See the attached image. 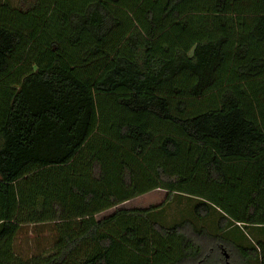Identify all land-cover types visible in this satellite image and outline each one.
Instances as JSON below:
<instances>
[{
    "label": "trees",
    "instance_id": "16d2710c",
    "mask_svg": "<svg viewBox=\"0 0 264 264\" xmlns=\"http://www.w3.org/2000/svg\"><path fill=\"white\" fill-rule=\"evenodd\" d=\"M182 200L195 221L153 218ZM250 227L264 0L0 3V264H264Z\"/></svg>",
    "mask_w": 264,
    "mask_h": 264
},
{
    "label": "rangeland",
    "instance_id": "374dc122",
    "mask_svg": "<svg viewBox=\"0 0 264 264\" xmlns=\"http://www.w3.org/2000/svg\"><path fill=\"white\" fill-rule=\"evenodd\" d=\"M20 0H0V3H9L12 7H17ZM166 193L163 191H154L147 195H144L142 197H139L136 200L130 201L128 203H125L124 205H121L117 209H112L106 213H103L97 217L98 220H101L103 218H106L108 216H111L115 213L116 210L121 209H149L154 206H160L165 201ZM157 217L154 215V219L160 221L165 226H173L175 224L180 223L183 220H192L195 221V216L193 211L191 210V204L188 203L186 200L181 201L180 204H178V201L176 203H173L172 205L167 206L163 210L160 211V213L156 214ZM198 221V220H197ZM196 221V222H197ZM195 222V223H196ZM200 223V227H202V222ZM205 223V222H203ZM206 227L210 230L211 234H220L218 231V226L215 224L214 220H208L206 221ZM231 235L232 237H235V240L240 243L245 244H251L257 243L256 239V232L255 229H247V230H240V228H233L231 229ZM250 240V241H249ZM264 240V239H263ZM217 246V244H213V247ZM234 252H236V248H234ZM258 264V263H255Z\"/></svg>",
    "mask_w": 264,
    "mask_h": 264
},
{
    "label": "crops",
    "instance_id": "0c3cea01",
    "mask_svg": "<svg viewBox=\"0 0 264 264\" xmlns=\"http://www.w3.org/2000/svg\"><path fill=\"white\" fill-rule=\"evenodd\" d=\"M161 191V190H160ZM163 192H165V191H163ZM166 193V192H165ZM149 194V193H148ZM147 195V194H146ZM166 195H167V193H166ZM142 197V196H141ZM138 199V198H137ZM136 200V199H135ZM182 201H185V200H182ZM187 201V200H186ZM188 202V201H187ZM188 203H190V202H188ZM190 204H192V203H190ZM106 213V212H105ZM248 229H255V230H257V232L255 233L256 234V239L257 240H259V241H264L263 239H264V229L263 228H261V227H250V228H248Z\"/></svg>",
    "mask_w": 264,
    "mask_h": 264
},
{
    "label": "water",
    "instance_id": "95a60500",
    "mask_svg": "<svg viewBox=\"0 0 264 264\" xmlns=\"http://www.w3.org/2000/svg\"><path fill=\"white\" fill-rule=\"evenodd\" d=\"M228 257V256H227Z\"/></svg>",
    "mask_w": 264,
    "mask_h": 264
}]
</instances>
